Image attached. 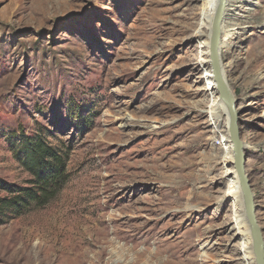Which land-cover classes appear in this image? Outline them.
<instances>
[{"label": "rangeland", "instance_id": "rangeland-1", "mask_svg": "<svg viewBox=\"0 0 264 264\" xmlns=\"http://www.w3.org/2000/svg\"><path fill=\"white\" fill-rule=\"evenodd\" d=\"M228 1L220 58L264 236V0ZM216 5L0 0V178H28L11 132L72 147L58 196L0 226V264H254L210 74Z\"/></svg>", "mask_w": 264, "mask_h": 264}, {"label": "trees", "instance_id": "trees-1", "mask_svg": "<svg viewBox=\"0 0 264 264\" xmlns=\"http://www.w3.org/2000/svg\"><path fill=\"white\" fill-rule=\"evenodd\" d=\"M43 133L21 130L6 136L11 159L28 178L18 185L0 178V226L32 209L47 206L69 181L67 163L72 147L52 146Z\"/></svg>", "mask_w": 264, "mask_h": 264}, {"label": "water", "instance_id": "water-1", "mask_svg": "<svg viewBox=\"0 0 264 264\" xmlns=\"http://www.w3.org/2000/svg\"><path fill=\"white\" fill-rule=\"evenodd\" d=\"M226 5L227 0H218V6L212 21L209 38L210 74L215 85V91L226 107L229 117L228 136L229 143L232 146L233 169L242 195L245 220L249 227L252 242L254 264H264V236L258 225L254 195L246 174L245 147L241 140L237 103L226 82L220 58L221 26Z\"/></svg>", "mask_w": 264, "mask_h": 264}, {"label": "bare ground", "instance_id": "bare-ground-1", "mask_svg": "<svg viewBox=\"0 0 264 264\" xmlns=\"http://www.w3.org/2000/svg\"><path fill=\"white\" fill-rule=\"evenodd\" d=\"M195 1H198V0H195ZM229 1L227 0V5H226V10H225V12H227V7L228 6H230L229 5ZM245 3V2H244ZM217 6H218V0H217V5H216V8H215V10H214V15H215V12H216V9H217ZM224 16H225V13H224ZM213 18H214V16H213ZM213 21V20H212ZM223 21H224V18H223ZM222 21V22H223ZM230 21V20H229ZM228 21V22H229ZM228 47H231V45H229ZM235 49V48H234ZM231 53H232V50H231ZM233 60H234V58H233ZM235 61V60H234ZM221 100V99H220ZM222 102V101H221ZM216 106V105H215ZM214 106V107H215ZM214 107H213V109H211V111H213L214 110ZM227 115H228V113H227ZM228 124H229V117H228ZM242 229H244V227H241L240 225H235V226H233L232 227V229H230L228 232H229V234L231 235L232 233V237H236V236H238V235H240V234H242ZM158 252V251H157ZM150 256V255H149ZM155 256L157 257L158 255H157V253L154 255V258H155ZM158 257H160V256H158ZM252 257H253V259H254V256H253V254H252ZM174 263V262H173ZM171 261H169L168 260V258H167V260L166 261H164V262H159V264H173ZM179 264H180V262H179ZM187 264H192V262H188Z\"/></svg>", "mask_w": 264, "mask_h": 264}]
</instances>
